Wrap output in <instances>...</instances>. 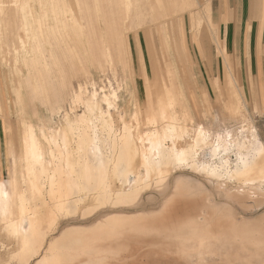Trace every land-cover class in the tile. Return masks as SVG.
<instances>
[{"label": "bare ground", "instance_id": "1", "mask_svg": "<svg viewBox=\"0 0 264 264\" xmlns=\"http://www.w3.org/2000/svg\"><path fill=\"white\" fill-rule=\"evenodd\" d=\"M11 2L16 8L11 7L6 19L8 28L10 22L17 21V14L20 29H28L31 15H35L31 0H24L23 5ZM126 4L129 9L127 0ZM0 7L4 8L2 0ZM74 15L81 33L79 17ZM34 20L35 16L33 26ZM15 50V63L22 62V50ZM109 54L119 62L117 51L116 55ZM168 71L171 76L172 71ZM169 85L164 81L159 86L161 94L152 102L153 115L148 114L140 123L135 121V126L126 121L116 123L112 109L116 102L103 96L101 100L108 105L103 108L104 103L94 92L87 97L76 94L85 107L73 120L65 118L63 127H44L40 135L31 124L21 129L23 146L10 154L13 165L6 183L0 175V225L17 242L5 264H161L169 262L161 261L167 258L163 251L177 254V262L185 264H264V212L248 217L231 204H238L245 213L264 204V144L244 147L223 136L218 144L215 140L209 144L207 128L202 127L193 131L190 142L184 143L191 116L184 92L180 95L172 88L168 91ZM234 87L230 88L235 92ZM236 96L232 100L237 103ZM142 124L148 126L147 134L140 131ZM18 136L14 134V142ZM208 145L210 159L201 160L200 150ZM232 147L236 149L235 163L228 155ZM222 150L224 155L220 156ZM218 157L219 164H215L213 160ZM140 168L145 169L143 174ZM185 168L204 177L222 197L221 201L215 199L214 212L196 214L198 200L191 194L194 187H205L200 180L182 173L171 182L173 173ZM18 174L25 184L22 193ZM172 183L173 189L169 188ZM148 190L164 195L160 215L146 223L139 221L142 215L126 216L128 210L141 208ZM147 198L155 199L153 195ZM100 211L104 213L92 225H63L62 231L54 235L61 221L83 220ZM165 240L169 242L166 245ZM151 243L157 244L153 251L142 249Z\"/></svg>", "mask_w": 264, "mask_h": 264}, {"label": "rangeland", "instance_id": "2", "mask_svg": "<svg viewBox=\"0 0 264 264\" xmlns=\"http://www.w3.org/2000/svg\"><path fill=\"white\" fill-rule=\"evenodd\" d=\"M11 1L2 0L4 8L1 9L0 7V20H2L0 22V109L2 110V107H4V113H0V118L5 123L6 128V130H4L5 136L3 138L5 146L8 139L9 123L12 124L13 133L16 134L17 137L20 134L21 129H23V122L31 123L35 127L36 133L40 135L41 129L44 127L60 128L65 125V122L67 121L65 118L73 120L76 114L82 113L84 105L81 101L74 102V96L83 91H85V97L90 96L86 91L97 92L99 96L104 93L112 96L116 93V104L113 108V116L116 123L126 121L128 124L135 126V121L140 123V121H145L148 114L149 116L153 115L154 109L152 102L155 101V98L160 96L161 93L159 91V86L163 84L169 76L170 72L168 70L172 71L174 67L177 70L175 72L173 70L172 75L177 72L176 75H178V77L176 78L175 74L168 77L171 84H168V91L172 88L175 90V94L177 93L181 95V91L184 92L186 107H188L187 109L191 116V121L188 120L189 125L187 124L189 129L188 137L184 136V143L190 142L194 138L193 131L202 127L204 129L207 128L209 142H211L209 144H218L222 136L223 139L226 137L225 139H228L229 141H237L244 147H250L254 144H264V112L263 109L255 107V103H258L261 106L260 108H264V65H261V56H259L260 52H258L259 48L263 46L259 41L256 51L253 49V64H250L247 60L248 54L245 56L247 53L244 49L245 42L238 40L234 43L230 39L228 42V38L233 37V35L219 33L222 42L226 41L228 43L230 49V51H228L234 55L233 59L239 61V64L236 67V78L242 86L243 99L246 103V108H244L245 105L244 103L242 104V99L240 101L238 95H234L235 92L232 93V88L227 86L224 56L219 52L218 42L215 39L217 35L209 25L207 18L204 17L207 9L206 0H180L181 2H177L178 0H161L162 2L160 0H137L136 2L135 0L134 4H136V6L133 4L132 0L134 6H131V1L129 0L128 2L127 0L129 9H133L134 7L135 10L128 9L131 13H134L132 16H129L131 14H129L130 12L128 11V16H126L124 23L127 36L125 37V35H123V37L124 41L128 43V46L131 45V37L133 54L130 58L129 65H126L124 64L125 61L122 59H119V62L113 61L114 59L111 58L108 51L105 53L103 49L101 51L89 49L92 56L91 63L94 68L98 69L101 73H104L107 70L109 71L103 75L94 68L92 69V74L89 72V75L82 70V66L85 67V61L81 46L78 43L79 37L77 36V29L74 24V3L72 0H57L60 2L62 10L60 11V7L58 6L56 12H53L50 9H45L48 5L50 7V3L53 0H31L35 14L40 15L42 13L50 12L51 16L49 23L52 27L51 29L54 30V33L57 32V35L52 39V44L43 42L41 45V48L44 49L43 56H41L40 52L37 50L38 56L33 70L28 66L27 62L26 64H23V68L22 62L17 63L16 61L15 63L14 59L17 60L16 56L18 53L15 49H17V51L22 50L19 52L20 58L22 55L24 56L26 50L29 51L31 48V37L34 33L33 17L35 15L32 14L31 19L29 16L30 27H28V29H25L23 26L24 30L22 27L20 29L21 18H19L17 14H15L17 21H15V23L10 22L12 25L8 28L6 19L11 15V7L16 8ZM13 1L15 2V0ZM23 1L24 0L20 2L19 0L15 3L19 2L18 4L23 5ZM164 1H166L165 4ZM208 1L211 3L212 20L218 25V31H220V25L222 24L219 23L220 19L213 16L212 1ZM42 5L46 11L40 8ZM102 6L105 5L102 3ZM156 6H158V9ZM26 10L27 9L24 10V13L29 11ZM198 10L200 12L196 13ZM20 13H23V11ZM54 13H58V15H53ZM190 17L193 21V29H196L201 24L198 25V23L202 22L199 33H197L196 30H191L189 24L186 27V21ZM56 18H62V21L64 19L66 31H64V29L56 28ZM102 19L103 30L107 34V37L110 38V27L107 23L108 16H105ZM181 19L184 20V23ZM169 20H172L174 29L175 27H178L176 31L177 50H175L172 43L169 42V39H167L168 37L165 38V36H167L166 30H168L166 23H168L169 29L171 26L170 22H168ZM221 20L225 24L230 19L221 18ZM153 27L156 28V30L153 29ZM162 29L165 30L162 31ZM158 30L162 34L159 33ZM182 30H184V32ZM165 32L166 34H164ZM182 32L184 34H182ZM20 35L23 36V40H21ZM183 35L185 36L186 41L184 40ZM203 35L205 36V50L207 49V53L209 54L208 59L205 57L202 47L199 44L198 37H203ZM81 36L88 46L86 35L82 33ZM241 37L243 36L241 35ZM137 38L140 40V47L142 49V54L144 55L143 60H145L144 63L146 62L147 66L141 63L143 62L142 59H139L137 51L139 44ZM25 39L27 42H25ZM163 42L166 43V46ZM109 45H113L111 40H109ZM72 47L79 53L77 56L73 53ZM27 48H29V50ZM112 51H114L113 47ZM14 54L16 55L14 56ZM86 67L89 69V66L86 65ZM113 68H116L117 70H114ZM117 74H119V76H117ZM36 75H39L41 78L43 88L45 89V95H36L32 90L31 85ZM217 77L220 78L221 85H223V88L221 89H217L214 84ZM152 78L153 80L150 82V79ZM160 79H162V81ZM177 79L179 83H177ZM180 84H182L181 87ZM182 86L184 90H181ZM261 86L263 90H260ZM235 96L238 100L237 103L234 101ZM233 101L241 108H236L237 105L233 104ZM225 105L228 107L227 109H230L231 111H236L238 109L242 110L244 108L243 113H230ZM183 109L185 110V108ZM176 110L180 111L179 105H177ZM66 112H68V114H65ZM133 118L136 120L133 121ZM140 131L147 134L148 126L142 124ZM17 143L20 148V135L17 138ZM209 148L210 145L200 150L201 160L210 159L208 155ZM222 155H224L223 150L220 153V156ZM228 155H230L232 163H235L237 157L235 147H232L229 150ZM4 157L5 164L1 170V178L2 180L4 179V182H7L10 175V170L8 169L9 160L6 158V155ZM219 160L218 157L214 159L213 162L219 164ZM140 170H142L140 171V174H143V171L145 172L144 168H140ZM182 173L186 175L190 174V176L200 180L205 186L203 187L202 185H199L198 187H194L193 189L195 191L191 194L193 199L198 200L195 209L196 214L207 211L209 213L214 212L216 209V206H214L215 201L222 200V197L217 195L218 193L214 186L206 181L204 177L197 175L189 168L175 171L171 176V182H174L176 176ZM19 176L21 175L18 174L19 192L22 193L25 190V184L22 177ZM172 184L173 187L172 185L169 186L171 189L175 186L174 183ZM149 195H153L155 199L147 200ZM163 197L164 195L161 197V194L159 195V193L148 190L144 193L145 203L142 204L141 208L130 209L124 214L126 216L142 215L139 220L141 223L153 221L156 215H160L162 208L160 204L163 202ZM251 200L252 199H250V202H252ZM231 204L237 212L248 217H256L264 212V204L258 210L253 212L247 210L246 213L238 204ZM108 211L113 212L117 210L109 209ZM103 213V211H100L83 220H63L60 222V226H58L54 235L59 234L64 226L68 224L90 226L94 223V220L100 217ZM166 243L168 244L169 242H166L165 240V245ZM16 245L17 242L11 239L3 231L0 225V264H5L8 261L12 252L15 251ZM156 245V243H151L149 244V247L142 249L146 250L150 248L153 251V248L156 247ZM139 247L143 246L139 243ZM162 254L167 258L161 259V261L169 260V262L165 261L161 262V264H185L184 262H177V260H179L177 254L168 251H163Z\"/></svg>", "mask_w": 264, "mask_h": 264}, {"label": "crops", "instance_id": "3", "mask_svg": "<svg viewBox=\"0 0 264 264\" xmlns=\"http://www.w3.org/2000/svg\"><path fill=\"white\" fill-rule=\"evenodd\" d=\"M58 1L57 0L51 1L50 7L48 5L47 8H45V9L46 10L50 9L51 11L56 12V9H58V6H59L60 11H61L62 7H61L60 2H58ZM72 1L74 3V11H75L76 15L79 17L80 27H81L82 33L84 35H86L87 42H88V46H87L86 42L84 41V39L81 36V33L78 29L76 19H75V15H74V11H73L74 24H75V27L77 29V34H78L77 36L79 37L78 43L81 46V51H82V54L84 56V61H85V63H84L85 67L82 66L83 72L88 74V75H89V72L92 74V69L94 68V66L91 65L92 56H91V52L89 49L100 50V51L103 49L105 51V53H106V49H108V50L110 49L109 50L110 52L109 51L108 52L112 53L113 55H116V51H117L118 58L120 60L121 59L124 60L125 61L124 64L129 65L130 58L133 54L131 37H130V43H131L130 46H128V43H126L124 41V37H123V35H125V37L127 36L126 27L124 24L126 16H128V9H127L126 0H72ZM179 1L180 0H178L177 2H179ZM198 1H200V0H198ZM211 1H212V8H213L212 9L213 16L215 18L220 19L219 23L222 24V25H220V31H218V25L212 20L211 3L208 0H206L207 9H206V13H205L206 16L204 15V17L207 18L209 25L214 30V33L217 35L215 37V39L218 42L219 52L224 56V60H226L225 61V64H226V72L225 73H226L227 86H229V83H231V85L229 87L232 86V88H233L235 86L234 87V90L236 88L235 92L236 93L238 92L237 94H238L240 101L242 99L241 102H243L245 105L246 103L243 99V94L241 91L242 86L236 78V67L239 64V61L233 59L234 55L232 53H229L230 49L228 47V43L226 41L225 42L223 41L224 43L222 42V40L220 39L219 33L224 34V35L232 34L233 37L228 38V42H229V39L231 41H233L234 43L238 40L244 41L245 42L244 49L247 51L245 56L248 54L247 60H248V63H250V64H253V49L256 51L257 44L259 45L258 42L260 41V44L263 47L259 48L258 52H260L259 56H261V58H260L261 65H264V0H211ZM102 3L106 7L102 6ZM165 3H166V1H164V4ZM48 7H49V9H48ZM40 8L45 10L43 5ZM33 11H34V8H33ZM198 12H200V11L199 10L196 11V13H198ZM55 14L58 15V13H54L53 15H55ZM105 16H108L107 23L110 27L109 28L110 38L107 37V34L103 30V19L102 18ZM221 18H228L230 20H228L224 24V22L221 20ZM49 19H50V12L42 13L40 15L35 14L34 33L32 34V37H31V49L26 54H24V56L22 55V68H23V64H26V62H27L28 66L33 70L35 68L36 60H37V56H38L37 50L40 52L41 56H43L44 55V49L41 48V45L43 44V42L52 44V39L55 38V36L57 35V32L54 33V30L51 29L52 27L50 26ZM234 19H236V20H234ZM168 22H170L171 26L169 29L168 23H166V26L168 28L167 36H168L170 43H172L175 50H177V48H176L177 47V44H176L177 32L176 31H177L178 27H175V29H174L172 20H169ZM63 23H65L64 19L62 21V18L61 19L56 18V25H55L56 28H60L62 30L64 28L66 29L65 24L63 27ZM188 24H189V28L191 30H196L197 33H199L202 22H199L198 25L199 24L200 25L196 29H193V21L190 17L186 21V27ZM154 27H155V25H154ZM154 27H153V29L156 30V28H154ZM65 29H64V31H66ZM182 31L184 32V30H182ZM183 32H182V34H183ZM142 33H143V31H142ZM235 35H236V37H235ZM241 35L243 37H241ZM259 35H260V37H259ZM183 38L186 41L184 35H183ZM198 39L200 42L199 44L202 47V51H203L205 57H207V59H208L209 54L207 53V49L205 50V43H204L205 36L204 35H203V37L200 36V37H198ZM109 40H111V42L113 43V45H111V46L113 47L114 51H112V47L109 45ZM224 40H226V39H224ZM137 41L139 44L138 50H137L138 54H139V59L143 60L144 55L142 54V49L140 47V40L138 39ZM136 46H137V44H136ZM232 49H236V48H232ZM72 50H73V53L75 54V56H77V54H79L75 48L72 47ZM226 55H227V58H226ZM241 56H242V54H241ZM144 61L145 60H143V62H141V63L147 66L146 62L144 63ZM241 64H243V63H241ZM86 65L89 66V69H87ZM113 69L117 70L116 68H113ZM95 70H97L101 75L109 72L107 70L104 73H101L98 69H95ZM117 76H119V74H117ZM230 78H231V80H230ZM148 79H149V77H148ZM150 82H152V79H150ZM165 83L166 84L170 83L168 80V77L166 78ZM214 84L217 87V89L223 88V85H221V80L219 77H217L215 79ZM31 87H32L33 92L36 95H39V94L45 95V89L43 88V83H42L39 75H36ZM260 90H263L262 86H261ZM86 92H88V95L89 94L92 95L94 93V92H89V91H86ZM95 93L97 94V92H95ZM78 94H80V93H78ZM81 94H85V91L81 92ZM103 96H108V98H110V102H112V103H115V99L117 98L116 93L113 94L112 96L108 95L107 93H104L101 96H99L97 94V99L101 100V97H103ZM75 98H76V95L74 96V99H73L74 102H78L77 98L76 99ZM101 101L104 103V105H102L103 108L108 107V105H106L107 104L106 102H104L103 100H101ZM263 106H264V104H263ZM84 107H85V105H83V109H84ZM255 107L259 108V109H263V112H264V108H260L261 107L260 104L255 103ZM113 108L114 107H112V109ZM226 108H228V107L226 106ZM236 108H241V107H236ZM244 108H246V105L244 106ZM244 108L242 110L238 109L236 111H231L230 109L229 110L227 109V110L230 113H243ZM2 109L3 110H1L0 113H4V107H2ZM65 114H68V112H66ZM30 124L31 123L23 122L22 127L26 128ZM31 126H33V125L31 124ZM34 129H35V127H34ZM4 130H6L5 123L0 118V162H1L0 163V175L1 176H2L1 170L3 169L4 164H5V157L4 156L6 155V158L9 160L8 169L10 170L11 166L13 165L12 161H11L10 154H12V152L14 150H21L22 146H23V144L21 143L20 148H19L17 141L14 142V140H13V138H14L13 137L14 136L13 126L10 123L8 124V139H7L6 146H5L4 141H3V138L5 136ZM43 142L45 143V141H43Z\"/></svg>", "mask_w": 264, "mask_h": 264}]
</instances>
